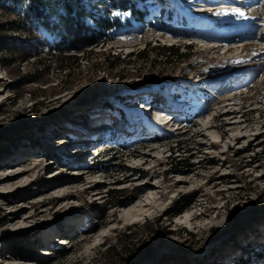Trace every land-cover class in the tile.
<instances>
[{
	"label": "rangeland",
	"instance_id": "1",
	"mask_svg": "<svg viewBox=\"0 0 264 264\" xmlns=\"http://www.w3.org/2000/svg\"><path fill=\"white\" fill-rule=\"evenodd\" d=\"M35 1L0 0V178L28 180L0 179V264H264V0L254 14L245 0H137L143 19L83 0L116 23L77 52L58 50ZM172 44L189 57L136 55ZM115 119L86 167L87 138ZM148 195L144 215L122 216Z\"/></svg>",
	"mask_w": 264,
	"mask_h": 264
},
{
	"label": "trees",
	"instance_id": "2",
	"mask_svg": "<svg viewBox=\"0 0 264 264\" xmlns=\"http://www.w3.org/2000/svg\"><path fill=\"white\" fill-rule=\"evenodd\" d=\"M100 1L113 9H121L124 11L130 10L133 13V16L137 17V19H143V15L145 13H141L140 11H146L144 5H140L141 9L136 6L138 3L137 0ZM29 11L35 16L36 19H42L41 21L43 24L47 23L46 19H48L49 15L54 17V20L60 25V33L57 35L60 37L58 43L60 44L58 46V50L60 52L92 50L93 48L105 42V40L109 37L108 35L110 29L113 28L116 23L113 19L109 18L107 14H101L100 12L94 11L93 6L86 5L83 0H36L29 6ZM107 13H109V9L107 10ZM187 47L189 50L190 46ZM146 48L136 54L139 59L149 58L151 56V52H155V59L161 58L162 60L165 58V61L168 59H173L174 61L180 62L189 57L187 52L180 51V48L175 46V44L162 46L158 45L157 47ZM61 58L62 60H60V68L64 70L69 69L68 65H65L64 63H67L71 59H78L76 54L64 55ZM113 63L114 62L112 61L111 64L113 65ZM177 143L181 144L182 146L181 141ZM179 148H177V150ZM174 149L175 148H173V151ZM182 150L185 152L188 151V148L183 146ZM238 153H242L241 150H238ZM115 155L116 154H112V157ZM102 163L104 162L99 161L96 164ZM185 164L187 165L184 166ZM173 165L174 167L171 168V171L178 168L179 166L186 168L189 166V163L185 162V158L181 157L178 161L170 163V166ZM126 230L129 231V233L124 232V237L127 239L129 236H131V232L129 227ZM125 245L126 247L124 249H128V243H125L124 246ZM115 248V246L109 245L107 247V251L109 252L108 254H110V252ZM242 264L244 263L242 262Z\"/></svg>",
	"mask_w": 264,
	"mask_h": 264
},
{
	"label": "bare ground",
	"instance_id": "3",
	"mask_svg": "<svg viewBox=\"0 0 264 264\" xmlns=\"http://www.w3.org/2000/svg\"><path fill=\"white\" fill-rule=\"evenodd\" d=\"M244 1V0H243ZM244 7L246 6V5H249L248 7H251V6H254V8L253 9H255V10H252V13L254 14V13H257L258 12V10L260 9L258 6L257 7H255L256 5H257V1H255V0H245L244 2ZM246 3V4H245ZM235 4V3H234ZM239 5V4H238ZM243 5V4H242ZM259 8V9H258ZM250 17V16H249ZM252 17V16H251ZM234 113V112H233ZM150 114H151V112H150ZM167 115L168 116H166V117H164V119L165 120H167V121H172V119H171V114H168L167 113ZM226 116H228L229 114L227 113V114H225ZM159 118V120H162L163 121V118L161 117V116H158ZM171 119V120H170ZM231 119H232V117H231ZM153 120V119H152ZM240 121L239 120H236L235 119V117L233 116V119H232V121H230L229 123H227V126H229V127H231V126H233V125H236V124H238ZM112 124L113 123H111V122H108V124H106V123H104L103 125H98V126H103L102 127V129L106 132L108 129H109V127H111L112 126ZM104 126H107V127H104ZM101 128V127H100ZM207 128H209V126L207 127ZM243 128V127H242ZM242 130L243 129H241V132H242ZM242 136H245L244 134H242V135H239V136H237V140L239 139V138H243ZM99 140L101 139L102 140V138H98ZM97 139V140H98ZM238 142V141H237ZM215 145V144H214ZM84 158H85V156H84ZM147 160V159H146ZM146 161H143V163H145ZM142 163V164H143ZM23 171L24 170H21V171H13V172H11V173H5V175L3 176V177H1L0 179H15V177H21V178H19V179H21V180H15L14 181V184L12 185V188L11 189H14V188H16L17 186H19V185H21V184H23V183H26L28 180L26 179H24L25 177L23 176ZM13 178H12V177ZM18 179V178H17ZM151 198H153L151 195H148L144 200H138V201H136L135 203H132V204H128V205H126V206H124V207H122V216L123 217H127V218H132V219H137V217L138 216H141V215H144V212H145V209H144V206H146L149 202H150V199ZM48 233H50L51 232V229H48V231H47ZM49 238H51V236L49 237ZM53 239V238H52ZM63 241H64V239L65 238H61ZM49 240H51V239H49ZM47 241V245H50V242L51 241ZM264 244V243H263Z\"/></svg>",
	"mask_w": 264,
	"mask_h": 264
},
{
	"label": "snow or ice",
	"instance_id": "4",
	"mask_svg": "<svg viewBox=\"0 0 264 264\" xmlns=\"http://www.w3.org/2000/svg\"><path fill=\"white\" fill-rule=\"evenodd\" d=\"M216 15L220 16V15H223V16H227V15H232V16H236V17H244L245 14L243 12H237V11H234L232 13H215Z\"/></svg>",
	"mask_w": 264,
	"mask_h": 264
}]
</instances>
